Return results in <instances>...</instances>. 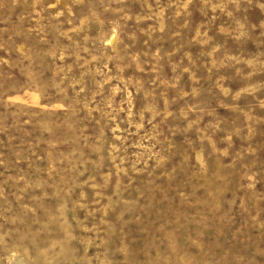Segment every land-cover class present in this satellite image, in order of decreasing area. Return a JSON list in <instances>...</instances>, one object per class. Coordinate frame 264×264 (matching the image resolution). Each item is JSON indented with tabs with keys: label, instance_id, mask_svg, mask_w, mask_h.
Instances as JSON below:
<instances>
[{
	"label": "rangeland",
	"instance_id": "374dc122",
	"mask_svg": "<svg viewBox=\"0 0 264 264\" xmlns=\"http://www.w3.org/2000/svg\"><path fill=\"white\" fill-rule=\"evenodd\" d=\"M0 264H264V0H0Z\"/></svg>",
	"mask_w": 264,
	"mask_h": 264
}]
</instances>
